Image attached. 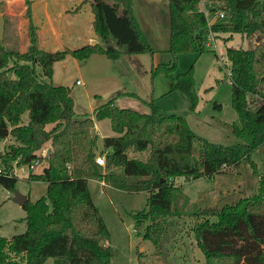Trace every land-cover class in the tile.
<instances>
[{
    "label": "trees",
    "instance_id": "16d2710c",
    "mask_svg": "<svg viewBox=\"0 0 264 264\" xmlns=\"http://www.w3.org/2000/svg\"><path fill=\"white\" fill-rule=\"evenodd\" d=\"M89 2L92 27L106 40L77 49L48 51L41 47L39 26L27 0L30 48L25 52L7 48L0 41V144L14 141L0 151V185L14 191L19 180L15 168L28 165L42 149L52 148L42 172L31 171L30 180L47 183L46 194L23 205L25 232L0 236V264H112L110 231L94 202L90 179H100L128 192L147 191V208L133 213L144 239L159 247L168 220L181 216L178 208L181 186L186 180L213 177L237 168L243 161L258 177L253 193L223 205L200 208L194 224L198 247L205 264H264V172L253 159L264 144V0H222L227 21L210 23L201 0H169L170 34L168 62H152L151 79L168 77L170 90L182 91L194 109L198 102L193 65L175 74L180 54L207 50L211 33H242L254 37L248 49L228 48L231 62L232 106L238 122L232 129L240 142L225 145L197 135L186 118L168 114L149 101L151 112L118 106L114 99L94 109L93 116L73 118L71 88L52 82L53 64L71 52L86 60L95 52L117 59L122 54L153 55L130 0H82ZM4 4L0 3V12ZM114 38L117 45L108 40ZM258 38V39H257ZM123 47V49H120ZM39 69H41L39 71ZM252 94L263 102L250 106ZM68 98V100L64 99ZM221 108V103H216ZM67 106V108H65ZM28 114V119L24 116ZM110 119L113 135L103 138L105 165L97 163L98 134L94 120ZM48 125H50L48 127ZM195 142L201 155L194 154ZM149 151L146 160L129 156V150ZM119 167L120 173L113 171ZM107 243V244H106Z\"/></svg>",
    "mask_w": 264,
    "mask_h": 264
},
{
    "label": "rangeland",
    "instance_id": "374dc122",
    "mask_svg": "<svg viewBox=\"0 0 264 264\" xmlns=\"http://www.w3.org/2000/svg\"><path fill=\"white\" fill-rule=\"evenodd\" d=\"M30 1L33 21L39 26V44L46 50L77 49L98 43L91 41V35L96 36L101 45H106L105 39L92 27L94 15L89 2ZM213 1L210 4H213L217 11L215 15H209V21H227V17L218 16V13L223 11L222 0ZM130 2H133L136 14L143 20L147 32L152 37L156 34L160 36L158 43L155 42L157 49L152 46L156 50L155 56L152 58L148 53L124 54L114 59L104 53L95 52L86 60H82L71 52L66 53L54 62L51 79L56 85L71 88L73 109L69 114H72L73 118L93 116L94 109L110 99H114L118 106L151 112L148 102L153 99L154 104L163 112L183 115L189 126L201 137L225 145L240 142L241 139L232 129L233 123L238 122V113L232 106L231 62L227 50L251 48L256 39L242 33H233L231 36L230 32H221L212 35L206 51L180 54L175 74L186 72L193 65L198 102L196 107L191 109L190 100L182 91H169L170 83L166 75L160 74L151 79L150 67L146 64L153 59L155 64H158L168 62L171 58L166 47L170 32L169 0ZM0 3L4 4L3 11L0 12L1 43L14 51H27L30 48L27 0H0ZM207 4L209 2L206 3V8ZM144 16L151 22L152 28H149L148 23L145 24ZM113 41L116 43L114 38ZM139 56L145 57L146 62L136 60L135 57ZM64 99L68 100L66 97ZM249 102L251 108L256 110L263 101L250 94ZM216 103H221V108ZM24 118L27 120L28 114H25ZM95 123L99 124V130ZM94 127L97 128L100 145L104 136L114 134L110 119L94 120ZM13 141L11 137L4 140L0 144V151L3 152ZM260 147V152H255L253 159L258 169L264 171V146ZM99 150L97 147L98 153ZM148 154V150H129V156L141 160H146ZM194 154L197 157L201 155L199 142H195ZM46 165L44 160L32 172H42ZM26 166L15 168L19 180L14 191L0 185V236L12 237L27 229L24 220L26 210L14 201L15 192L28 196L31 202L46 194L47 183L30 180L31 171H28ZM113 171L120 173L121 169L115 167ZM257 180L258 177L253 174V167L248 161H243L239 167L213 177L205 176L191 180L177 178L176 184L182 189L178 208L183 214L169 218L159 247L151 240L144 239V229L138 230L133 217L134 212L148 207L147 191L128 192L111 184H104L100 179H90L89 188L110 231L108 242L114 251L112 264H205L204 254L197 245L194 232V224L201 216L195 212L206 206L229 204L253 193ZM44 264H55L54 258H48Z\"/></svg>",
    "mask_w": 264,
    "mask_h": 264
},
{
    "label": "crops",
    "instance_id": "0c3cea01",
    "mask_svg": "<svg viewBox=\"0 0 264 264\" xmlns=\"http://www.w3.org/2000/svg\"><path fill=\"white\" fill-rule=\"evenodd\" d=\"M130 1H132V0H130ZM209 2V4L210 3H213L214 1L213 0H201V4H200V6H201V9L203 10V11H205V13L206 14H209L210 13V10L212 9V8H215L216 9V7H214V5L212 4H207L208 6V8H206V3H208ZM131 4H132V6H133V10H134V14H135V16H136V18H137V20H138V22H139V24H140V26H141V28H142V30H143V32L145 33V36H146V38L148 39V41L150 42V44L155 48V49H157L156 48V46L155 45H157V44H155V42H157L158 43V39L160 38V36L158 35V34H156L154 37H152L148 32H147V30H146V28H145V25H144V22H143V20H141V19H139V17L137 16V14H136V9H135V6L133 5V2H131ZM144 19H146L145 18V16H144ZM148 23V26H149V28H152V24H151V22H148V20L146 19L145 20V24H147ZM169 34H170V32H169ZM150 35V36H149ZM90 39H91V41H96V42H98L99 43V39L96 37V36H93V35H91V37H90ZM95 39H97V40H95ZM154 39V40H153ZM211 40V39H210ZM106 41V40H105ZM111 44H114V45H116L117 43H114V41H113V38H111V39H109L108 40ZM115 42H116V40H115ZM209 43H210V41H209ZM44 46V45H43ZM168 46H169V36H168V44H167V48H168ZM160 47V46H159ZM120 49H123V47H120ZM161 49V48H160ZM124 54H122L120 57H122ZM155 56V54L153 55V57ZM119 57V58H120ZM152 57V58H153ZM135 58H137L136 60H139V61H145L146 62V58L145 57H135ZM130 60H133V59H130ZM150 63L148 64L147 62H146V64H147V66H149L150 68H151V64H152V62H154V59L153 60H151V61H149ZM155 63V62H154ZM135 66V65H134ZM122 107V106H121ZM135 109V108H134ZM95 126H97V128H98V130H99V124L98 123H95ZM96 128V127H95ZM97 128H96V131H95V133H97ZM98 134V133H97ZM105 137V136H104ZM262 146H264V144L262 145ZM98 147H99V151H101L102 149H103V143H102V145H100L99 143H98ZM260 148H262V147H260ZM48 149V148H47ZM257 154L260 152V150L259 149H257ZM259 163V165H260V161L258 162ZM115 169V167L114 168H112V170H114ZM263 171V170H262ZM264 172V171H263ZM102 181V183H104V184H106L103 180H101ZM28 197V196H27Z\"/></svg>",
    "mask_w": 264,
    "mask_h": 264
},
{
    "label": "built area",
    "instance_id": "2783aa9c",
    "mask_svg": "<svg viewBox=\"0 0 264 264\" xmlns=\"http://www.w3.org/2000/svg\"><path fill=\"white\" fill-rule=\"evenodd\" d=\"M218 16L219 17H224L225 16V13L223 11H220L218 13ZM212 23V22H210ZM214 33H211L210 35V39H212V35ZM231 76V75H230ZM230 83H232V78L230 77ZM46 152H47V149H43L41 152H40V155L37 156L35 159H33L26 167L28 169V171H35V169H37L38 166H40L43 161L45 160V155H46ZM96 161L98 164H105V157L103 155H98L97 158H96ZM2 171V168L0 167V172ZM15 173H16V170H15Z\"/></svg>",
    "mask_w": 264,
    "mask_h": 264
},
{
    "label": "water",
    "instance_id": "95a60500",
    "mask_svg": "<svg viewBox=\"0 0 264 264\" xmlns=\"http://www.w3.org/2000/svg\"><path fill=\"white\" fill-rule=\"evenodd\" d=\"M95 131H96V128L93 127V134H95ZM51 151H52V148L49 147L47 149V152H46L45 156L48 157L49 154L51 153ZM13 199H14L15 202H18L20 205L23 206L26 203V201L28 200V197L26 195L20 193V192H15V195H14Z\"/></svg>",
    "mask_w": 264,
    "mask_h": 264
}]
</instances>
